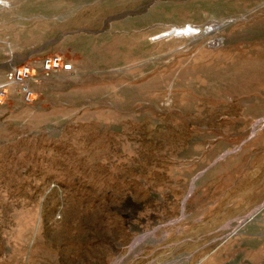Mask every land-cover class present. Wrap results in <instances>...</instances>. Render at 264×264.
<instances>
[{
    "label": "rangeland",
    "instance_id": "obj_1",
    "mask_svg": "<svg viewBox=\"0 0 264 264\" xmlns=\"http://www.w3.org/2000/svg\"><path fill=\"white\" fill-rule=\"evenodd\" d=\"M0 264H264V0H0Z\"/></svg>",
    "mask_w": 264,
    "mask_h": 264
},
{
    "label": "built area",
    "instance_id": "obj_2",
    "mask_svg": "<svg viewBox=\"0 0 264 264\" xmlns=\"http://www.w3.org/2000/svg\"><path fill=\"white\" fill-rule=\"evenodd\" d=\"M75 65L72 61L65 60L60 54L47 55L38 61V67L35 68L32 63H26L21 66L12 68L7 73V79L10 86L17 87L19 97L28 102L32 100L34 95L33 85L39 77L36 75L38 71L42 77L52 75L54 73H72Z\"/></svg>",
    "mask_w": 264,
    "mask_h": 264
},
{
    "label": "bare ground",
    "instance_id": "obj_3",
    "mask_svg": "<svg viewBox=\"0 0 264 264\" xmlns=\"http://www.w3.org/2000/svg\"><path fill=\"white\" fill-rule=\"evenodd\" d=\"M211 27H208L205 31L209 32ZM205 32V33H206ZM169 34V33H168ZM173 36H187V37H195L199 34V30L196 28H193L191 25L187 26V28L184 29H174L171 31Z\"/></svg>",
    "mask_w": 264,
    "mask_h": 264
}]
</instances>
